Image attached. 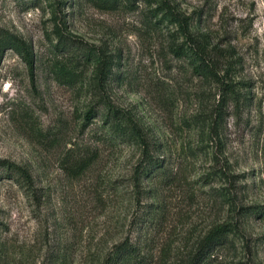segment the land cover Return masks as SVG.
<instances>
[{
  "label": "rangeland",
  "instance_id": "obj_1",
  "mask_svg": "<svg viewBox=\"0 0 264 264\" xmlns=\"http://www.w3.org/2000/svg\"><path fill=\"white\" fill-rule=\"evenodd\" d=\"M0 46V264H189L217 226L201 264H264V0H0Z\"/></svg>",
  "mask_w": 264,
  "mask_h": 264
},
{
  "label": "trees",
  "instance_id": "obj_2",
  "mask_svg": "<svg viewBox=\"0 0 264 264\" xmlns=\"http://www.w3.org/2000/svg\"><path fill=\"white\" fill-rule=\"evenodd\" d=\"M163 5L166 9L167 12H170L173 14V11L170 9L169 4L166 2H163ZM174 15V14H173ZM177 21L180 25L182 26L183 33L185 37H187L193 44L192 49L185 50L182 52L181 55L190 57L189 51L194 55V57L197 59V61L203 63V68L207 71V73L212 74L211 67L206 64L205 59H206V47L201 44L199 40L196 39H191L189 36V33L187 32L186 29V23L183 22L181 23V19L177 18ZM8 46V48L14 49L17 53L21 55L22 60L25 62L27 65L28 71L31 73L32 70V58L31 54L26 50L24 44L20 42L19 44H14L12 41L8 42L5 47ZM4 46H0V59L2 57ZM172 53L180 55L181 52H179V48H172L171 49ZM199 66L194 65L192 68L194 71H197ZM90 115V109L86 111L85 116L88 117ZM93 158L89 157H81L77 159L70 167L69 171L72 176H77L79 175L84 169H86L90 163L92 162ZM16 170V171H15ZM20 170L16 169V166L13 169H7V172L3 175L7 178H11L13 173H19ZM227 231V228L225 226H217L215 228H212L208 234L204 237L202 243L200 246L197 248V250L194 252L190 263L189 264H201L204 259L214 251L215 246L218 244H221L219 242L220 240L223 239V236L225 232ZM219 242V243H218ZM149 264L147 259L145 257H142L139 252L137 251L135 246H132L131 244L127 243L126 240H123L119 242L118 244L114 245L112 247V250L110 253H108L106 259H105V264Z\"/></svg>",
  "mask_w": 264,
  "mask_h": 264
}]
</instances>
